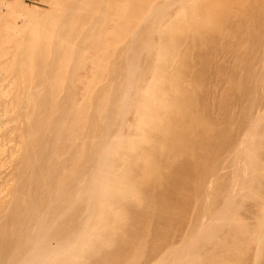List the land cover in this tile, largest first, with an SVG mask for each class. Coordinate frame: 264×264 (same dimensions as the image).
<instances>
[{"label": "rangeland", "instance_id": "rangeland-1", "mask_svg": "<svg viewBox=\"0 0 264 264\" xmlns=\"http://www.w3.org/2000/svg\"><path fill=\"white\" fill-rule=\"evenodd\" d=\"M32 44L50 61L24 156L2 96ZM2 53L0 186L14 154L58 180L42 264H264V0H0Z\"/></svg>", "mask_w": 264, "mask_h": 264}, {"label": "bare ground", "instance_id": "bare-ground-1", "mask_svg": "<svg viewBox=\"0 0 264 264\" xmlns=\"http://www.w3.org/2000/svg\"><path fill=\"white\" fill-rule=\"evenodd\" d=\"M32 47V51L30 52L32 61L29 64L27 63V61H18L17 57H15L17 55H15L13 59H11V65L5 67L4 72L7 76L6 80L8 81L9 76H12L10 77L12 79L10 80L11 82L9 81V93H4L2 96V103L5 109L3 114L5 113L6 117L8 115L14 116L12 121L13 123L16 122L17 124L10 130L11 134H15L18 140V153H22L24 154V156H26L29 151L33 150L31 135H33V133H39L42 131L40 129L42 126L40 128L38 126L40 125V119H38L36 117L37 115H35V111L37 108H39V106L37 102L34 107L30 106V102L37 101L38 95L42 92V90L44 89L43 86L45 85L43 83L44 81L39 78V76L41 75L39 73H35V68L37 67V65L41 66L43 63H46L47 60L50 61L49 54H47V49H45V51L42 48L37 50L36 48L38 47L36 44H32ZM0 57H6V54H4V56L0 55ZM49 67L50 66H48V68ZM47 75L48 74L46 73L45 76L47 77ZM45 108L49 109V106H46ZM49 115L51 122L49 123L46 131L42 133V135L47 138V143H51L56 139L55 124L57 121V112H55L54 107L50 108ZM10 123L2 122L0 126L2 127V129L4 127H6L5 129H9L8 124ZM9 144L12 145V140L11 143H8V145ZM7 146L0 143V171L6 166L4 165V158H6L5 147ZM6 149H8V147ZM42 151L40 149V153ZM54 153L53 155H55ZM15 155L16 154L11 156L12 160H9V166L14 170L13 174L16 175L13 178L12 182H10L5 188H3L5 184H1L3 185V187L0 186V264H42L43 259L46 258V253L50 252L49 250L48 252L46 251L45 237L48 236L49 231L52 240L57 241V237H59L57 231V209L59 200L58 180L56 177L45 178L44 180L38 174L33 173L34 171L32 172V174L30 173V175H28L27 165L32 161L28 158L22 160L14 159L13 157ZM5 162H8V159ZM34 166L32 167V169L34 168ZM41 167H43V164ZM51 170H53L52 172H54L55 174V164L53 168H51ZM41 171H39L38 173H40ZM50 245L51 250H53V252L55 253L57 249V243L55 244L53 242ZM56 258L54 257L52 259L51 264H59Z\"/></svg>", "mask_w": 264, "mask_h": 264}]
</instances>
